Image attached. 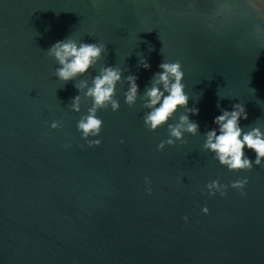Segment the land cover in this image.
<instances>
[{
    "label": "water",
    "instance_id": "obj_1",
    "mask_svg": "<svg viewBox=\"0 0 264 264\" xmlns=\"http://www.w3.org/2000/svg\"><path fill=\"white\" fill-rule=\"evenodd\" d=\"M68 36L107 46L76 81L89 86L117 66L142 96L160 63L179 60L200 132L158 150L167 125L145 127L149 110L125 103V82L89 147L77 122L92 101L81 92L71 110L75 81L56 78L46 52ZM236 103L241 127L264 131V9L252 0H0V264H264V161L229 171L203 148ZM241 178L243 196L231 188ZM213 180L226 195L209 196Z\"/></svg>",
    "mask_w": 264,
    "mask_h": 264
},
{
    "label": "clouds",
    "instance_id": "obj_2",
    "mask_svg": "<svg viewBox=\"0 0 264 264\" xmlns=\"http://www.w3.org/2000/svg\"><path fill=\"white\" fill-rule=\"evenodd\" d=\"M252 6L264 9V0H252ZM46 52L58 64L53 75L64 85L75 81L74 86L78 89L79 95L71 99V110L76 113L81 112V92L85 99L92 101L86 114L82 115L77 122V130L89 147H98L102 142L99 139H89V137L99 136L103 127L102 119L97 116L98 110L108 109L109 105L114 112L119 109V101L115 98L116 88L118 83L125 82L128 85L124 92L125 103L132 107L139 98L143 102V107L149 110L143 116L145 127L154 132L167 125L168 138L158 144V150H163L165 145L172 146L176 141L183 143L185 133L197 135L200 132L199 124L190 119V115L199 114V109L188 107L190 96L186 93L185 84L182 82L184 72L179 60L160 63V71L154 74L150 86L145 88L141 96L137 84L138 77L131 74L124 77L123 70L117 66L102 65L98 69V74L92 77L91 86L87 79H80L76 83L79 77L85 76L104 57L107 46L102 43L76 41L68 36L54 43ZM140 66L146 70L150 69V64L145 58L140 62ZM180 109L184 112L179 115L177 122L169 123L176 118V113ZM221 111L222 114L216 116L213 121L217 128L203 134L206 137L204 150L214 153L215 159L229 171H250L253 163L261 166L264 161V131L261 127H249L247 131L241 127L240 121L248 119L246 108L241 103L233 104L231 111L225 109ZM61 126L60 121H54L51 124L52 129H59ZM245 148L254 151V161L245 154ZM145 182L151 183L147 177ZM247 183V178H241L232 182L231 188L239 190L243 196L245 195L243 189ZM206 188L209 196H214L217 192L224 196L228 185H222L219 180H213L206 185ZM147 192L151 195L152 189L148 188ZM203 211L207 214L209 210L205 207Z\"/></svg>",
    "mask_w": 264,
    "mask_h": 264
}]
</instances>
